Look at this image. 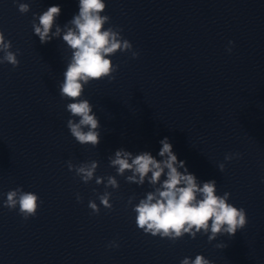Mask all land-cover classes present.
Returning <instances> with one entry per match:
<instances>
[{
  "label": "water",
  "instance_id": "95a60500",
  "mask_svg": "<svg viewBox=\"0 0 264 264\" xmlns=\"http://www.w3.org/2000/svg\"><path fill=\"white\" fill-rule=\"evenodd\" d=\"M133 51L136 58L125 52L113 62L114 80L85 86L101 125L97 147L71 136L67 120L78 118L65 100L0 153V264H180L198 254L212 264H264V0H194ZM165 137L198 184L215 180L218 195L245 209L235 236L173 242L138 229L133 207L158 185L128 183L131 173L118 175L108 158L124 148L161 159ZM68 161H97L93 180L85 184ZM109 175L118 189L95 183ZM18 187L41 201L27 220L4 206ZM105 191L111 210L98 199Z\"/></svg>",
  "mask_w": 264,
  "mask_h": 264
},
{
  "label": "clouds",
  "instance_id": "9594fccd",
  "mask_svg": "<svg viewBox=\"0 0 264 264\" xmlns=\"http://www.w3.org/2000/svg\"><path fill=\"white\" fill-rule=\"evenodd\" d=\"M105 0H79L78 14L65 25L62 39L72 50L70 62L63 73V81L59 85V93L62 99L72 101L66 104V110L73 118L68 119L67 128L72 137L80 145H91L97 147L100 143V121L93 111V105L88 99L82 98L85 86L93 81L105 78L114 80L113 75L118 71L119 65L113 64L110 59L118 51L131 52L133 58L138 56L133 51L130 41L121 36V29L109 26L108 15H102L106 9ZM18 10L22 14L30 11L28 3H19ZM61 8L58 5L50 6L42 14L36 17L32 27L35 36L39 37L41 44L49 43L53 38L61 36L59 25L53 26L56 18L60 15ZM38 18V23L36 19ZM233 42L230 41L229 44ZM12 44L6 40L3 31H0V63H10L13 67L19 65L17 52L11 51ZM231 51V48L228 49ZM160 149L157 159L148 151H142L133 155L132 152L120 148L110 156V167L116 169L120 176L131 173L125 177L128 183L142 186L147 182L155 187L149 191L133 207L136 213L135 223L138 229L153 237L167 238L173 242L188 234L195 239L198 233L208 234L211 243L218 236L227 234L235 236L238 230L247 225V213L244 208H238L229 203L230 193L217 194V183L208 180L198 184L197 177L190 173L183 160H179L173 151V145L169 138L160 140ZM234 155L227 154L226 161H231ZM69 171H74L85 183L93 180L98 168L97 161H91L74 165L68 161ZM218 168L221 172L225 164L220 163ZM150 174V175H149ZM163 177V179H162ZM95 177L97 185L105 184V188L118 189L119 183L114 176ZM111 193L105 191L98 196L100 204L108 210L113 208L110 203ZM135 197H130L129 204ZM77 201L82 198L77 194ZM40 198L34 192L23 191L18 187L6 194L4 206L9 210L19 208V214L27 220L34 217L40 207ZM88 207L93 214H99L100 207L95 201L89 200ZM210 233V234H209ZM110 246H118L111 244ZM216 247L223 248L218 244ZM180 264H212V261L203 255H196L194 259L185 257Z\"/></svg>",
  "mask_w": 264,
  "mask_h": 264
}]
</instances>
